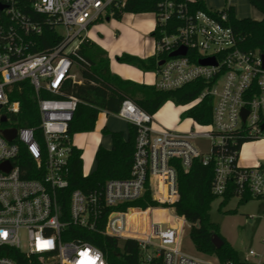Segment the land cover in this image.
<instances>
[{"label":"built area","instance_id":"1","mask_svg":"<svg viewBox=\"0 0 264 264\" xmlns=\"http://www.w3.org/2000/svg\"><path fill=\"white\" fill-rule=\"evenodd\" d=\"M198 1L160 4L150 36L164 64L154 71L152 86L174 91L205 81L202 94L183 108L189 111L211 97L212 122L203 125L189 118L192 129L187 132L154 128L155 115L124 99L113 114L137 128L130 177L89 193H69V162L77 148L69 128L81 101L66 88L82 83L73 69L91 66L79 53L89 28L114 17L126 0H0V264H31L12 251L28 261L37 257L40 264H108L104 253L87 241L89 233L136 241L142 264H233L181 251L189 223L175 210L178 166L187 172L196 160L214 165V194L223 196L234 183L239 192L264 199V158L252 166L239 164L247 142L264 141V67L261 55L240 49L227 10H197ZM23 6L44 18L62 38L60 44L47 53L32 51L43 26L24 14ZM182 48L186 55L170 57ZM209 59L216 65L201 64ZM25 81L34 88L39 111L32 128L16 127L15 121L21 103L12 100L13 87ZM44 92L51 97L42 98ZM7 130H16L12 141L3 135ZM201 140L208 142L207 149L200 148ZM148 196L156 206L131 205ZM159 211L173 223H156ZM248 256L259 259L246 264H263L254 251Z\"/></svg>","mask_w":264,"mask_h":264},{"label":"trees","instance_id":"2","mask_svg":"<svg viewBox=\"0 0 264 264\" xmlns=\"http://www.w3.org/2000/svg\"><path fill=\"white\" fill-rule=\"evenodd\" d=\"M164 0H126L124 7L117 9L115 18H122L123 14H156L160 10V4ZM250 4L263 15L262 20L252 18H238L233 6L228 3L224 8L227 10L230 25L233 28L240 49L244 52H257L264 55V0H249ZM197 10H206L204 0H199L195 5ZM22 12L30 15L35 21L43 26V35L36 39L34 53H47L54 46L60 44L62 38L45 22L43 17L33 13L29 7H22ZM156 34L153 33L152 36ZM79 53L90 62L89 68H82L84 81L93 80L94 84H101L105 90L98 89L96 85L89 87L82 84H69L67 94L74 95L81 102L78 105L73 122L70 124L69 132L74 137L79 133H90L95 130L99 114L102 110L110 113L118 112L124 99L133 101L139 108L149 114H157L168 102L176 106H185L195 101L206 89V82L199 80L192 82L181 89L174 91H159L154 86L138 84L124 80L112 73L108 53L94 42L86 39L80 46ZM159 56L139 58L130 55H123L119 58L121 63L137 65L144 72H154L159 68ZM12 100L21 103V112L15 117L16 127H36L39 122V111L34 88L29 81L21 82L13 87ZM111 92L110 102L113 107L107 106L106 94ZM51 97L46 92L42 98ZM213 99L205 98L193 109L183 113L196 122L207 125L212 122ZM103 132H107L106 128ZM112 148L107 150L99 147L96 156V169L90 175H84L83 151L74 148L70 157L68 180L70 182L69 193L80 190L89 193L102 189L111 180L128 179L131 174L137 128L129 124L128 137L123 132H111ZM241 146L239 147V150ZM215 176L214 165L203 166L200 160L194 161L191 169L185 171L178 166V188L179 201L175 204L176 213L184 217L190 227V238L196 250L205 256L215 257L222 263L246 264L241 260L237 250L223 238L219 233V227L211 222L210 210L212 202L222 197V205L225 206L233 197L240 198V203L260 197H255L249 192H239L236 184H230L223 196L213 192V181ZM132 206L147 208L156 206L157 203L150 197L131 203ZM214 235L219 236L224 245L217 249L213 245ZM89 243L100 249L108 264H142V251L134 240L121 241L118 239L103 237L98 234H88ZM16 259L21 262L38 263V258L33 257L28 261L18 252L12 251ZM154 264H161L154 263ZM264 264V263H263Z\"/></svg>","mask_w":264,"mask_h":264},{"label":"rangeland","instance_id":"3","mask_svg":"<svg viewBox=\"0 0 264 264\" xmlns=\"http://www.w3.org/2000/svg\"><path fill=\"white\" fill-rule=\"evenodd\" d=\"M206 2L208 4L207 8L212 10H222L226 3L229 5L234 4V6L240 8V13H244L243 17L248 16L252 18L255 12L260 14L252 7L249 0H206ZM137 16H144V18H153L156 20V14L153 13L138 14ZM132 17L133 14L131 13L123 14L120 19L111 17L109 21L104 17L94 23L90 28L95 31L99 40L110 43V46H112V33L116 32L119 34V41L115 50L121 55V57L125 52L134 56V54L138 55L140 50L150 51L153 44L152 37L150 35H148V37H143L144 32L140 30L141 22L135 21L134 23V18ZM118 25L123 27L124 34H121V30L117 28ZM127 28L129 30H127ZM58 32L62 35L66 34L65 29L62 27H59ZM127 65L133 68L135 72L141 74V76L144 73V71L137 65ZM72 73L75 75L76 80L80 81L83 79L82 71L80 69L75 68L72 70ZM137 77L140 76L138 75ZM149 77L150 75H148L146 79H149ZM92 81L93 80L83 81L82 85L89 87L90 84H94ZM94 85H96L98 89L105 90V88L99 83ZM106 96L107 106L110 108L113 107L114 104L110 102L111 92H107ZM168 105L169 104L163 106L161 110L155 114L154 128L169 126L179 132H187L191 130L192 122L190 119L186 117V115L182 117L184 113L183 106H176L173 104V111L171 112V110L167 108ZM175 116L177 117L174 119ZM7 125H11V123ZM128 126V123L115 117L113 113L108 115L102 110L93 132L74 135V145L83 149L85 158L83 167L84 174L90 175L96 169L95 154L98 148L95 145V136L102 138V147L108 150L111 148L110 133L121 131L122 128ZM105 128L107 132L104 133L103 130ZM199 146L201 149H207L208 142L201 140ZM263 158L264 141H251L243 146L239 158V164L241 166H252L258 160H262ZM222 201L223 198L219 197L212 202L210 210L211 222L219 227L220 235L237 250L241 260L245 261L247 258L250 262H258L259 258L248 256L249 251H254L264 262V199L255 198L247 203H240V198L233 197L225 206L222 205ZM154 221L164 225L173 223L170 215L162 211L154 214ZM181 251L191 256L200 255L190 238V227H187L183 233Z\"/></svg>","mask_w":264,"mask_h":264},{"label":"crops","instance_id":"4","mask_svg":"<svg viewBox=\"0 0 264 264\" xmlns=\"http://www.w3.org/2000/svg\"><path fill=\"white\" fill-rule=\"evenodd\" d=\"M207 7H208V4L206 2V0H204ZM227 5V3H226ZM225 5V7H226ZM229 5V4H228ZM229 6H233L234 7V10H235V14L236 16H238L239 18L243 19V18H251V17H243L244 13H240V8L234 6V4H231ZM224 7V8H225ZM253 7V6H252ZM223 8V9H224ZM254 8V7H253ZM255 9V8H254ZM256 10V9H255ZM258 11V10H256ZM259 12V11H258ZM260 13V12H259ZM138 15V14H137ZM136 14H133V17L134 18V23L135 21H140L141 25H140V30H142L144 32V36L143 37H148V35L151 34L153 28L155 27V24H156V20L153 19V18H144V16H137ZM252 19H255V20H262L263 19V15L262 13L260 14H257V12H255V14H253L252 16ZM94 25V24H93ZM119 30H121V34H124V29L121 25H118L117 27ZM127 30H129L127 28ZM88 40L94 42L95 44H97L98 46H100L103 50H105L107 53H108V57H109V60H110V69L112 71L113 74L121 77L122 79L124 80H128V81H132V82H136L138 84H145V85H149V86H152L153 83L155 82L156 80V76L154 74V72H149V73H143L142 76L141 74L135 72V70L133 68H131L129 65L127 64H123L119 61V58H121V55L119 53L116 52L115 48H116V45L119 41V34H117L116 32H113L112 35H111V45L110 46L108 42H105L103 40H99V38L96 36V33L93 29L90 28L89 32H88V36H87ZM124 55H130L128 52H125ZM155 55V48H154V43L152 44V48L150 51H146V50H140L138 55L137 54H134V56H139L140 58L144 59V58H148L150 56H154ZM130 56H133V55H130ZM117 58V59H116ZM140 76V77H137V76ZM150 75L149 79H146V77ZM138 78V79H137ZM140 78V79H139ZM84 81V79L80 80ZM81 83V84H82ZM167 104H169L167 106L168 109L171 110V112L173 111L172 110V105L173 103L171 102H168ZM166 104V105H167ZM106 113V112H105ZM107 114V113H106ZM177 116L174 117V119L176 118ZM126 122V121H125ZM128 123V122H126ZM129 125V123H128ZM118 132H123L125 134V138L128 137V132H129V126L128 127H125V128H122L121 131H118ZM96 139L99 140V143L97 145L96 143ZM94 141H95V145L96 147L99 149L100 146H103V141H102V138L99 137V136H95L94 138ZM78 149H81L83 151L82 148L78 147ZM111 148H112V139H111ZM110 148V149H111ZM97 149V151H98ZM108 149V150H110ZM96 151V153H97ZM96 156V154H95ZM83 167H84V153H83ZM86 175V174H84ZM245 260H248L247 258ZM263 261V260H262ZM250 262V261H249ZM250 263H253V262H250ZM264 263V262H263Z\"/></svg>","mask_w":264,"mask_h":264},{"label":"water","instance_id":"5","mask_svg":"<svg viewBox=\"0 0 264 264\" xmlns=\"http://www.w3.org/2000/svg\"><path fill=\"white\" fill-rule=\"evenodd\" d=\"M4 9V6L0 4V10H3ZM108 21L110 20L109 18L107 19ZM187 54V50L185 48H182L176 52H173L170 54V57H176V56H179V55H186ZM262 61H263V67H264V55L262 56ZM164 64V61H161L159 62V66L163 65ZM201 64L202 65H216V61L215 59H209V60H203L201 61ZM243 115H244V118L247 116V112H243ZM4 137L8 140V141H12L15 136H16V130H7V131H4L3 133ZM2 166H0L1 168ZM213 245L215 246V248L217 249H220L223 245H224V242L223 240L217 236V235H214L213 237Z\"/></svg>","mask_w":264,"mask_h":264},{"label":"bare ground","instance_id":"6","mask_svg":"<svg viewBox=\"0 0 264 264\" xmlns=\"http://www.w3.org/2000/svg\"><path fill=\"white\" fill-rule=\"evenodd\" d=\"M172 106H173V105H172ZM95 141H96V143H97V145H98V143H99V140H98V139H96Z\"/></svg>","mask_w":264,"mask_h":264}]
</instances>
